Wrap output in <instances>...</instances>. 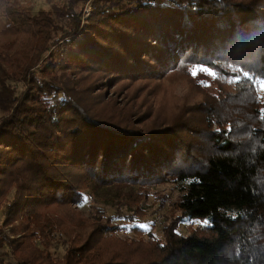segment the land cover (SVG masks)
<instances>
[{
	"label": "trees",
	"instance_id": "16d2710c",
	"mask_svg": "<svg viewBox=\"0 0 264 264\" xmlns=\"http://www.w3.org/2000/svg\"><path fill=\"white\" fill-rule=\"evenodd\" d=\"M88 1L0 0V264H264V0Z\"/></svg>",
	"mask_w": 264,
	"mask_h": 264
},
{
	"label": "rangeland",
	"instance_id": "374dc122",
	"mask_svg": "<svg viewBox=\"0 0 264 264\" xmlns=\"http://www.w3.org/2000/svg\"><path fill=\"white\" fill-rule=\"evenodd\" d=\"M41 2V0H37ZM90 0L87 2L85 9L90 5ZM84 9V12H85ZM157 193V196L150 192L149 200L146 202L148 207V214L144 216H139L133 222L124 220L118 215V210L116 205H112L110 199H107L104 193H108L107 189L101 190V192H88L86 199L83 203L79 204L78 208H80L81 214L85 216H89L92 210H100L102 213L111 214L114 216L115 222H121L124 225H139L144 228L145 236L147 238H151L153 236H162L161 230V222L166 218V215L170 214L172 211L171 201L174 200L177 196V188L172 186L171 184H161L154 189ZM159 194H164V198L160 197ZM4 216L0 213V227L3 226ZM188 221H184L181 224V231L187 232ZM7 233L9 235H13L10 229V226H3V229L0 231V234ZM122 233L127 236H135L136 231H134L131 227L122 230ZM20 235V234H19ZM8 245H6V249ZM50 248L61 252L63 249L62 243L59 242L56 238H52L50 241Z\"/></svg>",
	"mask_w": 264,
	"mask_h": 264
},
{
	"label": "snow or ice",
	"instance_id": "6c2138e0",
	"mask_svg": "<svg viewBox=\"0 0 264 264\" xmlns=\"http://www.w3.org/2000/svg\"><path fill=\"white\" fill-rule=\"evenodd\" d=\"M195 75V73H194ZM242 75L248 80V81H252L253 83H259L260 84V88L261 89H264V78H258L256 80H253L252 79V74L249 73L248 71H243L242 72ZM240 77H241V70L240 69H237V75H236V79L237 80H240ZM207 223V221H206Z\"/></svg>",
	"mask_w": 264,
	"mask_h": 264
},
{
	"label": "built area",
	"instance_id": "2783aa9c",
	"mask_svg": "<svg viewBox=\"0 0 264 264\" xmlns=\"http://www.w3.org/2000/svg\"><path fill=\"white\" fill-rule=\"evenodd\" d=\"M89 6L85 9V15L88 16L91 14L92 6L91 3L89 2Z\"/></svg>",
	"mask_w": 264,
	"mask_h": 264
}]
</instances>
